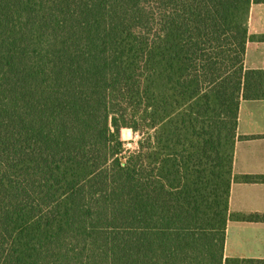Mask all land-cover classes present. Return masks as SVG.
<instances>
[{
  "label": "trees",
  "instance_id": "obj_1",
  "mask_svg": "<svg viewBox=\"0 0 264 264\" xmlns=\"http://www.w3.org/2000/svg\"><path fill=\"white\" fill-rule=\"evenodd\" d=\"M251 4L0 0V264H223Z\"/></svg>",
  "mask_w": 264,
  "mask_h": 264
},
{
  "label": "crops",
  "instance_id": "obj_2",
  "mask_svg": "<svg viewBox=\"0 0 264 264\" xmlns=\"http://www.w3.org/2000/svg\"><path fill=\"white\" fill-rule=\"evenodd\" d=\"M245 70L264 74V0H252ZM264 264V98H241L224 261Z\"/></svg>",
  "mask_w": 264,
  "mask_h": 264
},
{
  "label": "rangeland",
  "instance_id": "obj_3",
  "mask_svg": "<svg viewBox=\"0 0 264 264\" xmlns=\"http://www.w3.org/2000/svg\"><path fill=\"white\" fill-rule=\"evenodd\" d=\"M121 139L124 143V151L121 154L124 162L130 154L139 150V141L142 139V134L139 132L135 133L129 128H123L121 131Z\"/></svg>",
  "mask_w": 264,
  "mask_h": 264
}]
</instances>
